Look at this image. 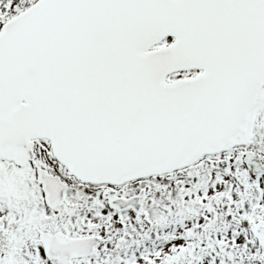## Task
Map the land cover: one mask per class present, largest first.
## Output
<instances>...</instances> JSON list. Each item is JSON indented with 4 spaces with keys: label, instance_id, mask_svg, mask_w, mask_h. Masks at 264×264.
I'll return each mask as SVG.
<instances>
[{
    "label": "snow or ice",
    "instance_id": "1",
    "mask_svg": "<svg viewBox=\"0 0 264 264\" xmlns=\"http://www.w3.org/2000/svg\"><path fill=\"white\" fill-rule=\"evenodd\" d=\"M0 264H264V0H0Z\"/></svg>",
    "mask_w": 264,
    "mask_h": 264
}]
</instances>
